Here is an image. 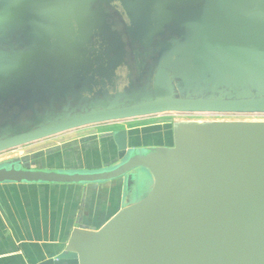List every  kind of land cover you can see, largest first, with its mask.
Masks as SVG:
<instances>
[{
    "label": "water",
    "instance_id": "obj_1",
    "mask_svg": "<svg viewBox=\"0 0 264 264\" xmlns=\"http://www.w3.org/2000/svg\"><path fill=\"white\" fill-rule=\"evenodd\" d=\"M162 2L203 10L213 24L205 57L220 64L223 75L195 72L201 75L198 92L181 91L184 79H176L164 63L142 79L134 51V80L122 63L111 75L93 78L87 92L93 100L84 106L65 105L2 125L0 152L75 128L143 116L264 113V0H218L210 8L199 0ZM44 4L49 21L56 0ZM51 33L47 53L25 59L56 77L64 62L60 50L76 40L73 17L66 30ZM123 67L125 78L116 72ZM171 133L169 146L128 147L126 130H118L117 162L96 170L28 167L17 157L1 162L0 183L119 180L125 196L130 186L133 192L148 186L97 229L75 228L60 253L36 264H264V121L174 120Z\"/></svg>",
    "mask_w": 264,
    "mask_h": 264
},
{
    "label": "trees",
    "instance_id": "obj_2",
    "mask_svg": "<svg viewBox=\"0 0 264 264\" xmlns=\"http://www.w3.org/2000/svg\"><path fill=\"white\" fill-rule=\"evenodd\" d=\"M81 1L87 3L86 12L81 10ZM126 1L56 0L54 32L66 30L71 16L77 36L72 46L60 50L64 62L58 75L50 77L40 67L19 61L47 53L51 34L42 12L33 3L0 0V127L20 124L65 105L84 106L93 100L87 92L94 77L109 76L122 63L128 67L129 78L131 69L137 74L134 51L138 52L142 79L149 78L161 63L172 67L176 79L188 64H192V72L223 75L221 65L205 57L211 50L208 38L213 24L202 9L141 0L147 18L140 28L132 21ZM199 1L210 8L218 0ZM176 50L181 53L175 54ZM13 117L19 119L12 121Z\"/></svg>",
    "mask_w": 264,
    "mask_h": 264
},
{
    "label": "crops",
    "instance_id": "obj_3",
    "mask_svg": "<svg viewBox=\"0 0 264 264\" xmlns=\"http://www.w3.org/2000/svg\"><path fill=\"white\" fill-rule=\"evenodd\" d=\"M118 75L125 78L126 73ZM131 121L104 122L61 132L28 143V147L45 142L48 145L17 158L28 167L104 168L117 162L114 137L122 129L127 132L128 147L172 144L170 124L127 123ZM121 123L125 124L114 129L115 124ZM104 125L109 127L97 129ZM151 140L157 141L149 143ZM134 190L130 186L125 196L119 180L87 184L0 183V264H36L57 255L75 228L97 229L134 199Z\"/></svg>",
    "mask_w": 264,
    "mask_h": 264
},
{
    "label": "rangeland",
    "instance_id": "obj_4",
    "mask_svg": "<svg viewBox=\"0 0 264 264\" xmlns=\"http://www.w3.org/2000/svg\"><path fill=\"white\" fill-rule=\"evenodd\" d=\"M169 1H180V0H169ZM118 4V3H117ZM115 4V5H117ZM118 6V5H117ZM80 7L83 12L87 11V3L85 1L80 2ZM125 7L131 16V19L134 23H136L140 28H143L145 25V18H147V11L143 6V3L141 0H127L125 3ZM185 33L188 35V31L185 27ZM124 38L128 39L127 32L125 31L123 33ZM175 54L181 53L180 50L174 51ZM193 66L191 64L186 65L183 70L181 71L179 76L180 79L183 78L185 81V87H183V81L178 80L180 82V85L182 89L181 91H186V89H192L194 92L196 91L199 86H201V75L195 72L191 71V68ZM130 75V73L128 72ZM133 77H137V74L135 70L131 69V76L130 79ZM219 79V78H218ZM122 80V79H121ZM237 85H239V81L233 80ZM218 82V81H217ZM121 81L119 82L118 86L121 87ZM122 89V87L120 88ZM180 91V92H181ZM78 99V96L76 97ZM78 105V104H77ZM19 117H13L11 118L12 121L18 120ZM174 120H200V121H216V120H244V121H264V113H170V114H160L158 117H152L147 119H134L131 122L132 124H147L152 122H162V121H174ZM125 123L121 124H115L114 129L121 128ZM128 125V124H127ZM109 126L104 125L101 127H97V129H106ZM149 141V140H148ZM157 140H151L149 143H152ZM168 143L171 142V139L167 140ZM45 145H48V142L30 146L28 147L27 144L17 146L14 148H11L9 150L0 152V163L5 162V165H8L6 161L9 158L13 157H21L26 153L34 152L37 148L44 147ZM91 169V168H90ZM148 186L141 187L134 195V199H137L142 193L146 191Z\"/></svg>",
    "mask_w": 264,
    "mask_h": 264
},
{
    "label": "flooded vegetation",
    "instance_id": "obj_5",
    "mask_svg": "<svg viewBox=\"0 0 264 264\" xmlns=\"http://www.w3.org/2000/svg\"><path fill=\"white\" fill-rule=\"evenodd\" d=\"M44 1L45 0H38L37 2L36 1H21L20 0V2H22V3H33V4H35L37 7H38V9L42 12V15H43V19H44V24H45V26L49 29V31H50V34H52L51 32H54V29H53V24H54V20H53V18H54V15L52 14V16H51V14H50V12H48L49 13V17H50V20L48 21L47 20V12H46V6H45V4H44ZM48 1V0H47ZM55 32H57V30L55 29ZM27 58V57H26ZM19 61H23L24 63H27V64H31L30 63V61L29 60H27V59H25V58H20L19 59ZM118 71V73L119 74H125V73H127V69L124 67V68H118L117 70H116V72ZM164 124L165 123H167V125H171V122L172 121H162ZM15 158V157H14ZM12 158H9V160H11ZM19 159V158H18ZM8 161V160H7ZM5 163V162H4ZM24 165H25V163L24 162H22Z\"/></svg>",
    "mask_w": 264,
    "mask_h": 264
}]
</instances>
